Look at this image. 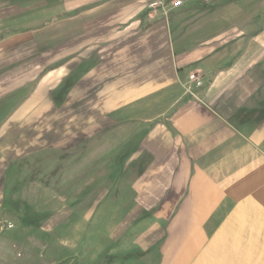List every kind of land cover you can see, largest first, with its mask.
<instances>
[{
	"label": "crops",
	"instance_id": "0c3cea01",
	"mask_svg": "<svg viewBox=\"0 0 264 264\" xmlns=\"http://www.w3.org/2000/svg\"><path fill=\"white\" fill-rule=\"evenodd\" d=\"M225 161L264 176V0H0V216L17 194L103 209L121 177L112 208L137 214L105 241L167 225L161 264H252L203 214L238 193Z\"/></svg>",
	"mask_w": 264,
	"mask_h": 264
},
{
	"label": "rangeland",
	"instance_id": "374dc122",
	"mask_svg": "<svg viewBox=\"0 0 264 264\" xmlns=\"http://www.w3.org/2000/svg\"><path fill=\"white\" fill-rule=\"evenodd\" d=\"M239 164L236 162L235 166ZM230 172L229 163L221 162L220 184L233 185L234 181L240 187L238 193L221 194L220 210H214L213 214L211 210H204V217L208 220L217 217L220 220L217 232L227 235L228 239H234L235 235L236 239L247 240L253 246L252 264H264V176L238 177L237 168L232 174ZM123 180L121 177L108 179L109 184L113 183L108 186V203L103 204V209L90 211L52 209L55 203H40L35 200V195H15L17 203L2 211L0 216V264H161L162 235L170 232L167 225L156 227L159 241L155 248H143L135 242L119 239L120 236L105 241L106 223L114 222L113 233L117 228L122 234L125 227H120V223L123 218L137 214L112 208L122 190ZM25 196H30V200L25 202ZM233 205L237 208L231 215ZM147 212L140 216L148 217L159 211ZM182 216L181 210L173 214L174 218ZM81 218L85 220V229L78 223ZM206 228L211 232L217 227Z\"/></svg>",
	"mask_w": 264,
	"mask_h": 264
},
{
	"label": "built area",
	"instance_id": "2783aa9c",
	"mask_svg": "<svg viewBox=\"0 0 264 264\" xmlns=\"http://www.w3.org/2000/svg\"><path fill=\"white\" fill-rule=\"evenodd\" d=\"M185 0H169V3L172 7H180L181 5H183ZM202 3L204 4H213V3H217V2H221L223 0H200ZM159 4L157 2H153L150 4V6L152 7H157ZM191 79H194L196 81L197 84H200V80L196 75H191L190 76ZM8 227H10L11 225H7Z\"/></svg>",
	"mask_w": 264,
	"mask_h": 264
}]
</instances>
